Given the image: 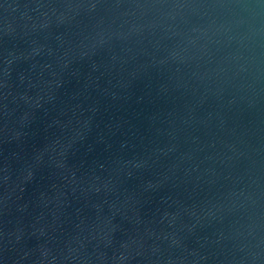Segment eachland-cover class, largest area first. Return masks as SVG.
<instances>
[{
	"label": "water",
	"instance_id": "water-1",
	"mask_svg": "<svg viewBox=\"0 0 264 264\" xmlns=\"http://www.w3.org/2000/svg\"><path fill=\"white\" fill-rule=\"evenodd\" d=\"M0 264H264V0H0Z\"/></svg>",
	"mask_w": 264,
	"mask_h": 264
}]
</instances>
